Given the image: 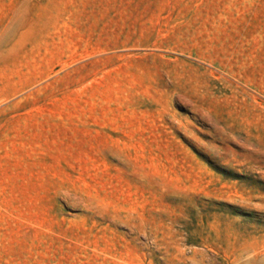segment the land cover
<instances>
[{"label": "rangeland", "instance_id": "374dc122", "mask_svg": "<svg viewBox=\"0 0 264 264\" xmlns=\"http://www.w3.org/2000/svg\"><path fill=\"white\" fill-rule=\"evenodd\" d=\"M0 264H264V0H0Z\"/></svg>", "mask_w": 264, "mask_h": 264}]
</instances>
